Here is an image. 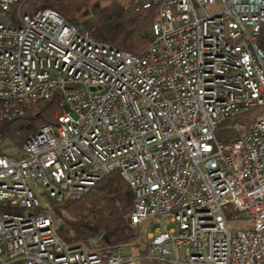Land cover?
<instances>
[{"label": "built area", "instance_id": "obj_1", "mask_svg": "<svg viewBox=\"0 0 264 264\" xmlns=\"http://www.w3.org/2000/svg\"><path fill=\"white\" fill-rule=\"evenodd\" d=\"M19 2L0 0L18 12L0 20V121L56 92L62 111L20 157L0 154V264H264V110L229 145L215 137L219 119L264 107V0H147L158 13L139 55ZM113 170L133 193L131 227L164 218L146 255L57 233L51 201L78 199Z\"/></svg>", "mask_w": 264, "mask_h": 264}, {"label": "trees", "instance_id": "obj_2", "mask_svg": "<svg viewBox=\"0 0 264 264\" xmlns=\"http://www.w3.org/2000/svg\"><path fill=\"white\" fill-rule=\"evenodd\" d=\"M145 1L147 0H130L128 5H123L117 0H20L19 4L23 14L53 9L66 22L87 31L95 40L139 55L152 39V24L158 13L157 5L144 9L142 4ZM15 11L16 6H13L8 13L0 12V20L14 24ZM257 42L264 50V22ZM254 109L219 119L215 128L216 139L222 145H229L240 138L255 120ZM61 110V96L56 92L49 98L31 103L24 115L0 121V154L10 158L19 157L15 155V151L19 152L25 140L41 126L54 124L55 115ZM132 207V190L118 170H113L99 179L80 198L53 203L59 220L57 233L71 245L82 244L90 248L98 245L108 253L135 238L134 231L137 228L131 227L126 219ZM95 240L97 244L93 245ZM137 264L168 263L142 258Z\"/></svg>", "mask_w": 264, "mask_h": 264}, {"label": "rangeland", "instance_id": "obj_3", "mask_svg": "<svg viewBox=\"0 0 264 264\" xmlns=\"http://www.w3.org/2000/svg\"><path fill=\"white\" fill-rule=\"evenodd\" d=\"M117 1H119L123 5H128L130 0H117ZM218 7H219V3L217 2L215 4V6H213V7L206 6L205 9L208 12H212V11H214V9H218ZM21 14H23L22 13V10H21ZM14 16H15V23H16L17 22V19H18V12L15 11L14 12ZM8 21H9V19H8ZM263 110H264V107H260V106L255 107L254 112H253L254 117L255 118L258 117L263 112ZM56 116H57V114L55 115V118H56ZM15 155H17V156L20 157L21 156L20 151L19 152L18 151L17 152L15 151ZM51 202H52V204L55 203L53 201H51ZM229 218H234V217L229 216ZM240 219L241 220L239 221L238 224L239 225H243L245 223L244 222V217L241 216ZM163 220H164V218L161 217V216H159V221L158 222H155L154 221V218H152V217L149 218V219H147L141 226H139L134 231L135 238L131 242H127V243H130V245H131V247L133 248L134 251H138L142 255H146V245H147L146 233L147 232H155V230L157 228H160L162 226ZM171 227H173V225H171V224H168L167 225V228H171ZM235 229H236L235 227H232V231H234ZM97 246L98 245H95V248Z\"/></svg>", "mask_w": 264, "mask_h": 264}, {"label": "bare ground", "instance_id": "obj_4", "mask_svg": "<svg viewBox=\"0 0 264 264\" xmlns=\"http://www.w3.org/2000/svg\"><path fill=\"white\" fill-rule=\"evenodd\" d=\"M261 48V47H260ZM262 49V48H261ZM263 50V49H262ZM264 51V50H263ZM228 117V116H227ZM225 118V117H224ZM216 137V136H215ZM108 174V173H107ZM105 176V175H104ZM61 202V201H60ZM52 210L54 211L53 209V204H52ZM55 213V212H54ZM55 217H56V214H55ZM56 219L58 220V218L56 217ZM59 222V221H58Z\"/></svg>", "mask_w": 264, "mask_h": 264}]
</instances>
